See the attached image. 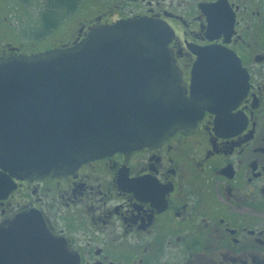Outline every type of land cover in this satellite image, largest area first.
Listing matches in <instances>:
<instances>
[{
    "label": "flooded vegetation",
    "instance_id": "1",
    "mask_svg": "<svg viewBox=\"0 0 264 264\" xmlns=\"http://www.w3.org/2000/svg\"><path fill=\"white\" fill-rule=\"evenodd\" d=\"M150 17L190 90L195 49L233 51L247 89L193 131L55 179L0 162V264H264V0H0V57Z\"/></svg>",
    "mask_w": 264,
    "mask_h": 264
},
{
    "label": "water",
    "instance_id": "2",
    "mask_svg": "<svg viewBox=\"0 0 264 264\" xmlns=\"http://www.w3.org/2000/svg\"><path fill=\"white\" fill-rule=\"evenodd\" d=\"M172 35L159 20L126 19L74 44L0 57L1 164L23 178H61L227 110L247 89L240 58L220 45L195 49L188 90Z\"/></svg>",
    "mask_w": 264,
    "mask_h": 264
}]
</instances>
